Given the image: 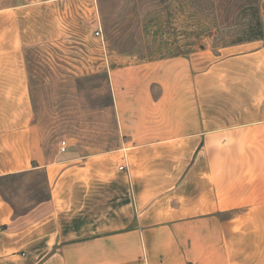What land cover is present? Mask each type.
Wrapping results in <instances>:
<instances>
[{"label": "crops", "instance_id": "crops-1", "mask_svg": "<svg viewBox=\"0 0 264 264\" xmlns=\"http://www.w3.org/2000/svg\"><path fill=\"white\" fill-rule=\"evenodd\" d=\"M76 1L0 0V178L48 186L0 191V264H264V0L256 39L112 69L120 144L48 157L23 50Z\"/></svg>", "mask_w": 264, "mask_h": 264}, {"label": "rangeland", "instance_id": "rangeland-1", "mask_svg": "<svg viewBox=\"0 0 264 264\" xmlns=\"http://www.w3.org/2000/svg\"><path fill=\"white\" fill-rule=\"evenodd\" d=\"M63 16L59 39L23 50L33 121L48 157L62 140L76 154L120 144L112 69L259 36L258 0H81ZM0 191L17 214L48 196L42 170L0 178Z\"/></svg>", "mask_w": 264, "mask_h": 264}, {"label": "built area", "instance_id": "built-area-1", "mask_svg": "<svg viewBox=\"0 0 264 264\" xmlns=\"http://www.w3.org/2000/svg\"><path fill=\"white\" fill-rule=\"evenodd\" d=\"M95 35L98 36V37H102V30H101V27L100 25L97 26L96 30H95ZM67 142L65 140H62L60 143H59V150L60 152H65L66 149H67ZM124 167L123 166H120V169H123Z\"/></svg>", "mask_w": 264, "mask_h": 264}, {"label": "trees", "instance_id": "trees-1", "mask_svg": "<svg viewBox=\"0 0 264 264\" xmlns=\"http://www.w3.org/2000/svg\"><path fill=\"white\" fill-rule=\"evenodd\" d=\"M257 27L259 29V34H258L259 36L258 37H260L261 36V25H260L259 18H258V22H257ZM258 37H255V38H252V39H256ZM252 39H249V40H252ZM7 177H12V176H7Z\"/></svg>", "mask_w": 264, "mask_h": 264}]
</instances>
